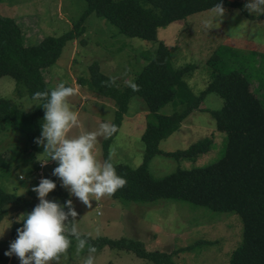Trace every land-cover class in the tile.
<instances>
[{
	"label": "rangeland",
	"instance_id": "obj_1",
	"mask_svg": "<svg viewBox=\"0 0 264 264\" xmlns=\"http://www.w3.org/2000/svg\"><path fill=\"white\" fill-rule=\"evenodd\" d=\"M86 10L85 0H2L0 4L1 15L15 18L21 24L29 45L71 31ZM208 20L212 22L211 28L205 27L204 22ZM83 26L84 33L74 42L66 44L57 63L47 69L45 74L52 89L64 82L78 91V95L70 98V102L73 109L80 113L82 127L74 129L72 136L96 131L101 123L114 124L115 121L114 101L90 89L93 64L96 62L104 74L117 77L119 86H128L148 64L145 55H153L159 42L171 50L176 69L190 65L194 67L186 75V81L197 96L212 81L214 70L208 61L216 51L221 52L219 67L224 71H239L251 80L264 81V20L249 19L238 8L227 9L222 20L208 10L161 27L157 32L156 43L127 37L117 26L94 13L87 17ZM23 90L21 95L11 76L0 78V97L12 100L19 106L24 123L28 126L29 120L26 118L35 112L40 102L31 99L27 89ZM204 105L208 109L219 110L223 100L211 93L206 96ZM174 111V105L168 104L161 113L172 114ZM148 113L143 98L134 96L117 136L109 143H105L103 137L99 138L96 148L98 158L108 159L111 155L113 164H126L133 168L142 165L144 143L141 138ZM206 138L214 140L215 150L200 156L195 163L159 155L149 163L150 172L160 178L175 172L179 167L203 166L224 156L225 143L222 145L223 135L218 132L215 120L207 112H194L181 124L178 132L161 143V148L167 152L186 150ZM25 141L26 135L13 129L0 132V150L10 159L13 172L10 179L0 178V185L8 192H16L32 200V188L39 181H36L37 172L34 176L29 174V170L48 157L41 153L32 155L31 150L24 151ZM56 164L55 161L47 164L44 168L45 178ZM59 183L61 186L60 179ZM61 188L69 193L64 187ZM70 197L78 213L76 223L81 235L94 240L99 237L133 239L142 242L148 251L182 250L174 255L178 264H229L232 253L242 243L243 222L235 212H215L178 200L137 203L112 197L99 202L93 200L92 208H88L78 198ZM47 198L62 205L61 199L53 192ZM22 214V208L17 211L10 209L0 224V264H20L15 255L9 257L5 252L10 250V243L13 242V224ZM75 245L74 240L68 258L62 259L61 264H83L88 256L87 247L76 254ZM190 246H194V249H187ZM95 264L152 263L134 253L106 247L95 253Z\"/></svg>",
	"mask_w": 264,
	"mask_h": 264
},
{
	"label": "trees",
	"instance_id": "obj_2",
	"mask_svg": "<svg viewBox=\"0 0 264 264\" xmlns=\"http://www.w3.org/2000/svg\"><path fill=\"white\" fill-rule=\"evenodd\" d=\"M85 1L87 10L71 31L60 37H46L36 45L26 43L23 28L15 18L4 17L0 13V78L11 76L17 83L19 93L22 95L25 88L31 99L38 91L52 90L45 77L46 70L57 63L67 43L74 42L84 33V22L93 13L117 26L127 37L156 43L159 28L211 10L215 4L221 2V0ZM1 2L2 0L0 4ZM222 2L226 9L238 8L249 19L264 20V15H250L245 10V2L236 0ZM221 58V52L216 51L208 61L214 70V76L199 96L193 93L186 81V75L194 67L190 65L176 69L173 66L171 50L162 42L158 43L153 55H145L144 59L148 64L133 81L139 86V91H133L129 86H119L118 81H116L118 87H102V82L111 77L100 71L96 62L93 64L90 89L114 101L116 107L114 124L119 129L134 96L142 97L149 110L146 128L141 138L144 143V162L136 168L126 164H114L117 174L126 179L127 184L112 198L137 203L178 200L215 212H235L243 222V239L241 245L232 253L229 264H264V81L251 80L239 71H224L219 67ZM211 93L223 100V106L219 110H211L204 105L206 96ZM168 104L174 105V113L162 114L161 110ZM40 106L42 102L36 107L35 112L26 118L29 120L26 126L19 106L12 100L0 97V132L13 129L22 135L25 134L26 149L22 150H31L32 155L43 154L44 151L35 143L36 139L41 137L45 116V110ZM194 112H207L215 120L218 132L223 135L224 156L211 164L191 168L179 167L169 175L155 177L150 172L149 163L159 155L195 163L200 156L215 150L214 140L210 138L194 143L186 150L176 152L162 150L161 143L178 132L181 124ZM117 134L106 139L105 143L111 142ZM57 166L58 164L55 168ZM38 170L39 165H34L29 174L35 176ZM52 172L47 178L56 183L57 188L53 193L61 199L63 205L71 197L61 188L59 178L52 175ZM12 174L10 159L0 150V178L10 179ZM38 184L35 182V187ZM32 195L33 199L28 200L16 192L6 191L0 185V224L10 209L17 211L18 208H22L23 214L30 213L39 204L37 194L32 192ZM22 227L23 224L20 222L13 224L12 241L17 238V229ZM81 236L99 251L108 247L131 252L152 264H178L174 260V255L182 252V250L148 251L142 242L128 238L99 237L94 240L89 236ZM187 249H194V246Z\"/></svg>",
	"mask_w": 264,
	"mask_h": 264
},
{
	"label": "clouds",
	"instance_id": "obj_3",
	"mask_svg": "<svg viewBox=\"0 0 264 264\" xmlns=\"http://www.w3.org/2000/svg\"><path fill=\"white\" fill-rule=\"evenodd\" d=\"M245 10L250 15H264V0H248ZM211 11L222 20L227 9L221 0ZM204 23L205 27H212L211 20ZM117 79L111 77L102 82V87H118ZM128 86L133 91L140 90L134 82H129ZM76 95L77 89L66 86L64 82L50 91L33 94V100L42 102L40 107L45 110L42 134L35 143L44 149L41 155L46 154L48 157L42 165H47L50 161L57 162L58 166L52 175L62 181L61 186L71 196L92 208L93 200L99 202L101 199L111 198L127 184L126 179L117 174L112 156L99 159L96 151L99 138L110 139L120 129L113 123L104 122L96 131L72 136L74 129L82 127L80 113L73 109L70 102V98ZM56 188V183L47 178H41L38 186L32 188L38 196L39 204L30 213L19 217L17 222L22 223L23 227L17 229V238L10 243V250L5 255H15L20 264H61L62 259L68 258L74 238L76 254L87 247L88 256L83 264H95L97 248L89 244L86 238H82L76 223L78 213L72 200L61 205L47 198Z\"/></svg>",
	"mask_w": 264,
	"mask_h": 264
},
{
	"label": "built area",
	"instance_id": "obj_4",
	"mask_svg": "<svg viewBox=\"0 0 264 264\" xmlns=\"http://www.w3.org/2000/svg\"><path fill=\"white\" fill-rule=\"evenodd\" d=\"M46 166L47 165H42V163L39 164V170L37 172V177H38L37 181H40L41 178H45V176H44V168Z\"/></svg>",
	"mask_w": 264,
	"mask_h": 264
}]
</instances>
